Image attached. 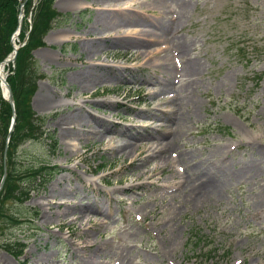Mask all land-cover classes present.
<instances>
[{
	"label": "rangeland",
	"instance_id": "obj_1",
	"mask_svg": "<svg viewBox=\"0 0 264 264\" xmlns=\"http://www.w3.org/2000/svg\"><path fill=\"white\" fill-rule=\"evenodd\" d=\"M63 1L53 7L64 16L32 52L39 79L28 102L34 113L28 122L41 119L35 135L47 131L55 144L24 140L14 156L16 169L40 161L57 169L45 183L15 181L1 196L2 212L20 215L22 223L0 218V264H264V0H160L157 6L119 0L104 11L96 9L101 0ZM120 10L141 26L175 20L176 32L155 46L170 59L164 52L133 59L135 49L111 44L113 32L98 20L112 16V26L118 16L109 12ZM93 25L102 33L87 32ZM121 26V33L136 30ZM89 37L96 39H82ZM94 41L99 47L86 51L83 43ZM181 44L188 54L174 58ZM188 59L199 67L192 77L173 70L168 76L163 68L169 62L181 68ZM86 60L109 65L94 64L108 77L88 90L73 79ZM39 95L48 102L39 103ZM80 110L105 119L108 130L100 135L91 119L88 132L68 125L79 135L66 139L63 118ZM171 110L183 114L181 131L164 156H150L148 135L167 134ZM123 132L148 139L132 140L139 149L130 156L112 154L108 143ZM223 164L228 173L220 187L190 201L188 192L219 175ZM250 166L252 176L231 174ZM24 187L28 199L20 201ZM64 189L68 204L56 206L59 198L51 196ZM11 243L25 244L21 256L6 251Z\"/></svg>",
	"mask_w": 264,
	"mask_h": 264
},
{
	"label": "bare ground",
	"instance_id": "obj_2",
	"mask_svg": "<svg viewBox=\"0 0 264 264\" xmlns=\"http://www.w3.org/2000/svg\"><path fill=\"white\" fill-rule=\"evenodd\" d=\"M99 1V0H98ZM104 4V6H101L100 8H97L98 10H109L110 8H107L108 5L112 2L114 3H118L119 0H101ZM152 1H154V5L157 6L158 4H160V0H148V3H150ZM143 2H146L145 0H143ZM63 3L66 5H68L70 2L65 0L63 1ZM116 5V4H115ZM122 10H129V8L127 6L122 7ZM109 14H114L115 16H118V19L114 22V25L111 26V24L109 23L110 21H113L114 17H109V20L106 21L105 16L101 17L98 21L99 24L104 28L103 30L105 32H109L112 31L114 34V39H112L110 37V43L115 45V46H121V47H125V48H133L135 49L134 51H131L130 53V57L131 58H135L138 56H144V57H149L150 54L154 53V52H159L162 53L164 52L165 58L166 59H170L168 54L165 52V48L164 47H155V46H165L163 45V43L161 44H157V41H162L165 42L167 40V38H165V35L168 33H175L177 30V22L175 20H171L167 23H164L163 21L160 20H155V21H147L145 23L147 24H143V26L140 25L141 21L134 17L133 14L129 15L128 13H124V12H109ZM120 21V22H118ZM121 23H125V25H129V26H135L136 30L132 31L131 33H127L126 31L129 28H123V32L121 33ZM127 23V24H126ZM110 24V25H107ZM106 25V26H105ZM119 28V29H118ZM94 29V30H93ZM93 29L89 28L87 30V32H89L90 34L95 32L96 34H101L102 32H99L98 27H96V25H93ZM108 29V30H106ZM88 35V34H86ZM120 36H124L120 39H115V37H120ZM101 37L103 38H107L109 36L107 35H101ZM65 38V37H64ZM95 40L96 38L94 37H89V38H82L83 40H87V39H91ZM14 44H16V42L14 41ZM83 47H85L86 51L89 52H93L96 48L99 47V42H84L83 43ZM176 53L179 55V57H174V58H184L187 54H188V46L186 44H181L179 45L176 49ZM172 59V58H171ZM94 64H99V63H91V61H84L81 63V67L79 69L74 70L73 73V79L78 83L79 86L84 87L85 89H90L93 85L95 84H99V82H101L102 80L106 79L108 77V75H103L100 73L99 71V67L94 66ZM101 66H109V65H102L99 64ZM76 66V65H75ZM164 70L167 72L168 76L170 75V73L174 72V74H176L177 72H181L184 75H187L189 77H192L193 75H196L198 73L199 67L197 65L196 62L188 59L181 68L175 66L172 62L170 63H165V65L163 66ZM5 70L4 67L2 65H0V76H4ZM190 85V84H189ZM3 86V91L6 92V86L5 84L2 83ZM38 102L39 103H47L48 102V97L44 96V95H39L38 96ZM172 114L170 116V118H172V126H166L167 129V134L166 133H162L161 135L158 136H153L148 135L151 137V139L153 140V144L151 146H149V150L151 149L152 152L149 153V155H154V156H164L163 154H165L166 152H168V148L170 146V144H172L175 136H177L178 133H180L181 131V127H182V123H183V114L173 111L171 110ZM70 119H65L63 118V123H65L66 127L63 129L65 130V132L63 133V135L66 137V139H72V136H74L76 138V134L79 135V132H69V128L70 124H73L74 126H78V129L82 130V131H87L88 128H90V120H94V123L97 125V133H99L100 135H103L105 133V131L108 130V125L106 124V120L105 119H101L99 117H95L94 115H92V118L89 116H85L84 113L80 110L79 112H76L74 114H70L69 115ZM87 127V128H84ZM85 133V132H84ZM83 135V134H82ZM80 137H77V140ZM147 136L143 135L141 133H131V134H126L125 132H123V137L120 138L118 141H116L115 143H108L109 148L111 149V153H122L125 155H129L133 152L136 151V149L138 150L139 147H137V143L132 142V140H143L146 139ZM166 138H168L166 141H164ZM88 139V138H87ZM148 139V138H147ZM78 143V142H77ZM82 144H85L86 141L80 142ZM68 144L71 146L74 145V143L72 142H68ZM72 154V153H71ZM132 158V157H131ZM169 159V158H168ZM142 164L136 166V168H141L143 166H145V164H147V160H142ZM220 162L217 161L216 163L218 164ZM221 170H220V174L217 176H213L210 175L208 177V180L202 185L198 186V188L195 190H191L188 192V196L190 197L189 200H196L199 197L202 196H208L210 193H213L214 191H216L221 184V179L222 176L224 174L228 173L227 170V165L223 164L222 166H220ZM254 172V168L253 166L247 167L245 170L243 171H233L231 172V174L233 176H237V177H244V176H252ZM141 174V172H139V175ZM179 175V174H178ZM202 176H204V174H202ZM134 186H130L128 188V191L131 193L133 192L132 188ZM185 186L183 185L181 187V189L179 191H181ZM122 191L124 192L126 190V188H118L115 189L114 191ZM66 190H62L59 194H52V199H56L57 197L59 198V200H56V202L54 204H56V206H60L61 204H68V199L67 196L65 195ZM192 203V202H191ZM73 211L76 212H81L83 213L84 208L83 207H72ZM57 216H59V214H56ZM64 215H67L65 212ZM86 216H84L83 218H85ZM52 215L48 214L47 215V219H51ZM140 218V217H139Z\"/></svg>",
	"mask_w": 264,
	"mask_h": 264
},
{
	"label": "trees",
	"instance_id": "obj_3",
	"mask_svg": "<svg viewBox=\"0 0 264 264\" xmlns=\"http://www.w3.org/2000/svg\"><path fill=\"white\" fill-rule=\"evenodd\" d=\"M53 1L54 0H39L33 13V23L28 34V39L25 45L19 48L14 63L15 67L13 73L7 77V81L12 88L15 102L16 124L7 151L8 175L1 196L5 192L11 190L12 183L16 180L24 178H32V180H34L38 176H44L50 172V168L44 167L42 163L33 165L24 171L16 169L14 165V154L19 142L31 138L38 139L42 134L41 131V134L35 135L38 129L34 125L41 122V119L38 121L35 118L32 119V122H28L30 116L33 118V113L28 106V102L32 92L36 88V83L39 78L38 67L36 66L31 51L44 44L42 41L43 36L52 26L53 20H57V17L60 16L53 8ZM30 5L31 0H27L25 9L27 10ZM18 7V0H0V61L3 60L12 49L10 36L18 24ZM28 27V24L24 20L20 33L21 40L25 37ZM10 116L11 109L8 102L2 100L0 97V177L2 175L4 138L6 136ZM47 138L52 140V136L50 135ZM3 216L4 211L2 212L0 207V218ZM12 216H9L10 222L14 221V217Z\"/></svg>",
	"mask_w": 264,
	"mask_h": 264
},
{
	"label": "water",
	"instance_id": "obj_4",
	"mask_svg": "<svg viewBox=\"0 0 264 264\" xmlns=\"http://www.w3.org/2000/svg\"><path fill=\"white\" fill-rule=\"evenodd\" d=\"M15 58V55L12 57L11 60H14ZM7 85V83H6ZM7 89H8V100L10 101V103L12 104V93H11V90H10V87L9 85H7ZM5 156V154H4ZM5 177H6V166L4 165V171H3V176H2V179H1V182H0V189L2 188L3 184H4V181H5Z\"/></svg>",
	"mask_w": 264,
	"mask_h": 264
}]
</instances>
